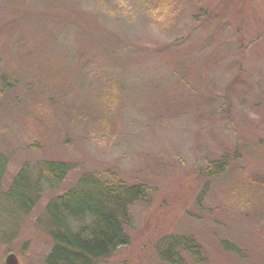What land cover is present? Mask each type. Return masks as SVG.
<instances>
[{
    "label": "rangeland",
    "instance_id": "1",
    "mask_svg": "<svg viewBox=\"0 0 264 264\" xmlns=\"http://www.w3.org/2000/svg\"><path fill=\"white\" fill-rule=\"evenodd\" d=\"M0 153V264H44L47 203L92 176L149 188L100 264H173L179 239L186 264H264V0H0ZM36 180L22 214L4 193Z\"/></svg>",
    "mask_w": 264,
    "mask_h": 264
},
{
    "label": "trees",
    "instance_id": "2",
    "mask_svg": "<svg viewBox=\"0 0 264 264\" xmlns=\"http://www.w3.org/2000/svg\"><path fill=\"white\" fill-rule=\"evenodd\" d=\"M119 83L122 85L121 82L113 80L109 83V87L113 90V87L120 86ZM121 88L122 86L120 90ZM227 159L228 157H224L220 161L210 163V166L216 171L224 170L226 165L230 164ZM55 164V170L43 172V181L47 185H52L53 177L62 182L71 169L69 164L63 161H57ZM7 165V156L0 153V182ZM26 173L23 169L16 175L11 184L13 188L29 183ZM80 179L85 183L87 181V177ZM38 182L36 180L34 186H30L29 190L33 191L34 195L32 199H29V204L23 203L25 198L20 194L24 191L16 192V190L7 189L4 195L6 194L7 200L22 214L27 213L39 199L41 186ZM87 184H89L88 181ZM89 185V190L71 188L47 203L44 214L48 216L49 224L42 227L50 235L52 246L42 260L44 264H100L129 243L126 229L130 223V208L134 203L147 200L148 186L144 183H127L115 177L106 180L96 176H92ZM245 186L246 189L254 186L264 188V179L249 178ZM4 211L5 215L0 220H3L2 222L12 220L15 210ZM178 248L186 251L189 248L194 254H192L193 258L196 261L199 260L195 247L183 239L171 241L165 250H160V255L170 263L186 264V258L176 250ZM231 249L237 250L235 245Z\"/></svg>",
    "mask_w": 264,
    "mask_h": 264
},
{
    "label": "water",
    "instance_id": "3",
    "mask_svg": "<svg viewBox=\"0 0 264 264\" xmlns=\"http://www.w3.org/2000/svg\"><path fill=\"white\" fill-rule=\"evenodd\" d=\"M5 264H20L18 256L14 252L8 253L5 258Z\"/></svg>",
    "mask_w": 264,
    "mask_h": 264
},
{
    "label": "clouds",
    "instance_id": "4",
    "mask_svg": "<svg viewBox=\"0 0 264 264\" xmlns=\"http://www.w3.org/2000/svg\"><path fill=\"white\" fill-rule=\"evenodd\" d=\"M251 115L255 116V114H254V113H252Z\"/></svg>",
    "mask_w": 264,
    "mask_h": 264
}]
</instances>
